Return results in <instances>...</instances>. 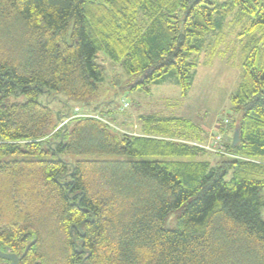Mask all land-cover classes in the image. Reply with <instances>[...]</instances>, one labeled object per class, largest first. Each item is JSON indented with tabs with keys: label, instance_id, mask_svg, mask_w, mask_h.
<instances>
[{
	"label": "trees",
	"instance_id": "16d2710c",
	"mask_svg": "<svg viewBox=\"0 0 264 264\" xmlns=\"http://www.w3.org/2000/svg\"><path fill=\"white\" fill-rule=\"evenodd\" d=\"M226 24L248 53L231 98L240 142L225 153L207 149L202 130L174 133L178 119L142 116L136 133L80 108L56 122L39 101L91 99L108 76L100 55L140 76L133 89L173 82L186 94ZM8 156L0 246L22 255L35 240L24 261L77 264L81 242L91 264H264V0H0ZM180 208V228L166 229Z\"/></svg>",
	"mask_w": 264,
	"mask_h": 264
},
{
	"label": "rangeland",
	"instance_id": "374dc122",
	"mask_svg": "<svg viewBox=\"0 0 264 264\" xmlns=\"http://www.w3.org/2000/svg\"><path fill=\"white\" fill-rule=\"evenodd\" d=\"M72 30L73 22L69 28V43ZM240 30L238 24H226L220 44L214 49L210 46L205 48L197 60L194 80L186 94L173 82L152 85L149 92L133 89L140 76L125 73L100 55L99 63L107 69L108 76L91 99H74L58 93L41 97L39 101L51 109L56 122L61 115L73 114V111L80 108L83 111L89 110L86 114L92 111L104 116L119 130L138 133L142 125L141 117L154 116L163 120L178 119L170 122L169 127L172 131L176 130L174 133L186 137L198 139L195 132L202 130L201 139L206 148L216 135L222 136V143H228L234 138L232 125L238 119L231 98L242 83L248 53L247 41L238 37ZM124 100L129 103L126 109L122 105ZM205 158L213 163L221 160V157L212 153ZM12 159V156L0 158L2 161ZM262 200L264 202V191ZM183 209L175 210L166 218V229L180 228L179 217ZM261 218L264 222V208L261 210Z\"/></svg>",
	"mask_w": 264,
	"mask_h": 264
},
{
	"label": "flooded vegetation",
	"instance_id": "af4514ba",
	"mask_svg": "<svg viewBox=\"0 0 264 264\" xmlns=\"http://www.w3.org/2000/svg\"><path fill=\"white\" fill-rule=\"evenodd\" d=\"M84 238V236L82 237V236H80L79 237V239L80 240H82ZM79 240V241H80ZM31 243V242H30ZM81 242H78L77 243V250L78 251H80V253H81V255L80 256H82L83 257V260L82 261H80L79 263H77V264H91L90 262H89V260L88 259H85L86 257H87V253H85L84 251V249L82 248V246H80L79 244H80ZM28 246V245H27ZM26 249V248H25ZM82 249V250H81ZM0 251L4 254V255H17L18 257H21L22 255H19V254H17V253H13L11 250H9L7 247H2V246H0ZM30 251V250H29ZM24 253V252H23ZM29 253V252H28ZM27 256V255H26ZM25 256V257H26ZM0 264H14V262L13 261H11V260H8V259H5V258H2V257H0ZM16 264H57L56 262H45V261H38V260H35V261H24V259H21V260H19Z\"/></svg>",
	"mask_w": 264,
	"mask_h": 264
},
{
	"label": "water",
	"instance_id": "95a60500",
	"mask_svg": "<svg viewBox=\"0 0 264 264\" xmlns=\"http://www.w3.org/2000/svg\"><path fill=\"white\" fill-rule=\"evenodd\" d=\"M239 142H240V130H239V128H237L236 131H235V134H234L232 146L236 147L239 144ZM82 236H84V235H82ZM35 244H36L35 240H33L31 243H29L21 257H18L17 255H4L1 251H0V257L8 259V260H11V261L14 262V264H16L19 260L25 258V256L28 254L29 250ZM87 253L90 254V252H87ZM87 258L88 257H86L85 259H87Z\"/></svg>",
	"mask_w": 264,
	"mask_h": 264
},
{
	"label": "built area",
	"instance_id": "2783aa9c",
	"mask_svg": "<svg viewBox=\"0 0 264 264\" xmlns=\"http://www.w3.org/2000/svg\"><path fill=\"white\" fill-rule=\"evenodd\" d=\"M122 105L124 109L129 107V103L126 100L122 102ZM221 144H222V136L216 135L215 138L212 139V142L211 144H209L207 149L213 150L214 152H217V153H225L224 146Z\"/></svg>",
	"mask_w": 264,
	"mask_h": 264
}]
</instances>
